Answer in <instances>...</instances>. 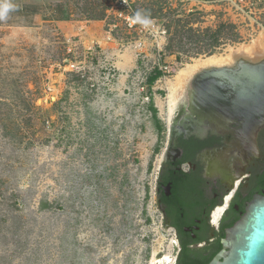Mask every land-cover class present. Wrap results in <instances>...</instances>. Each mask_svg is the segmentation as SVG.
<instances>
[{
  "label": "rangeland",
  "instance_id": "374dc122",
  "mask_svg": "<svg viewBox=\"0 0 264 264\" xmlns=\"http://www.w3.org/2000/svg\"><path fill=\"white\" fill-rule=\"evenodd\" d=\"M112 1L0 0V264L175 258L153 187L169 83L237 45L263 53L264 0Z\"/></svg>",
  "mask_w": 264,
  "mask_h": 264
},
{
  "label": "flooded vegetation",
  "instance_id": "af4514ba",
  "mask_svg": "<svg viewBox=\"0 0 264 264\" xmlns=\"http://www.w3.org/2000/svg\"><path fill=\"white\" fill-rule=\"evenodd\" d=\"M229 107L216 97L187 95L167 131L159 129L166 141L153 187L177 241L173 264L210 262L227 230L264 200V113Z\"/></svg>",
  "mask_w": 264,
  "mask_h": 264
},
{
  "label": "water",
  "instance_id": "95a60500",
  "mask_svg": "<svg viewBox=\"0 0 264 264\" xmlns=\"http://www.w3.org/2000/svg\"><path fill=\"white\" fill-rule=\"evenodd\" d=\"M190 84L189 96L216 97L231 111L264 113V58L239 57L233 64L203 68ZM223 245L205 264H264V200L251 203L242 219L227 230Z\"/></svg>",
  "mask_w": 264,
  "mask_h": 264
},
{
  "label": "bare ground",
  "instance_id": "6f19581e",
  "mask_svg": "<svg viewBox=\"0 0 264 264\" xmlns=\"http://www.w3.org/2000/svg\"><path fill=\"white\" fill-rule=\"evenodd\" d=\"M258 46V45H257ZM257 49V48H256ZM255 49V46L249 45H237L235 47H231L229 52L226 54H212L205 58L198 59L193 64H188L189 66L183 70H181L176 77V82H170L168 86V96H167V113H166V121L170 125L172 122L173 115L175 114L176 110L179 108L181 102H183L187 96V92L190 87L184 89L187 85L185 84L188 81L189 77L191 78L196 74L194 72H198L203 68L210 67V66H221V65H229L233 64L239 57L242 58H258L263 53H259ZM190 86V85H189ZM161 106V105H160ZM163 110V109H162ZM165 118V117H164ZM218 212H216L217 214ZM219 215V214H218ZM158 251L154 252V258L152 263L153 264H173L174 258H172L168 254L160 253ZM157 254V255H156Z\"/></svg>",
  "mask_w": 264,
  "mask_h": 264
},
{
  "label": "built area",
  "instance_id": "2783aa9c",
  "mask_svg": "<svg viewBox=\"0 0 264 264\" xmlns=\"http://www.w3.org/2000/svg\"><path fill=\"white\" fill-rule=\"evenodd\" d=\"M111 4H112V8L111 9H115L116 7H127V8H131V2H130V0H113L111 2ZM233 7L236 8V9H242L240 7V4L237 3V0H232V8ZM127 8H126V10H127ZM120 16H123V14L120 13ZM124 18H125L126 25H127V27L129 29H135V30H137L138 28H140V26L138 25V23L142 20V18L139 15L133 14L132 12H128L127 16H125ZM112 31L113 30H111L108 33V36H111ZM72 65L74 67H77V69H80V65L78 64V62L72 63ZM77 71H80V70H77Z\"/></svg>",
  "mask_w": 264,
  "mask_h": 264
},
{
  "label": "trees",
  "instance_id": "16d2710c",
  "mask_svg": "<svg viewBox=\"0 0 264 264\" xmlns=\"http://www.w3.org/2000/svg\"><path fill=\"white\" fill-rule=\"evenodd\" d=\"M223 26H226V24L224 23ZM217 32H218V31L212 33V36H215V33L217 34ZM217 39H218V38L216 37V38H215V41H216ZM215 41H214V42H215ZM214 45H215L214 43H210V46H214ZM212 52H213V50H209V53H212ZM161 74H162V70L156 68L155 73L152 74V75L150 76V78H149L150 83H153V82L156 80V78H158Z\"/></svg>",
  "mask_w": 264,
  "mask_h": 264
}]
</instances>
